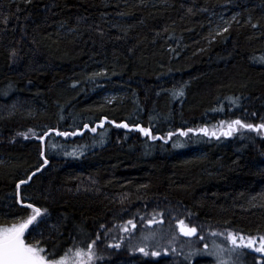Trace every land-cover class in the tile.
Returning a JSON list of instances; mask_svg holds the SVG:
<instances>
[{
	"label": "trees",
	"instance_id": "1",
	"mask_svg": "<svg viewBox=\"0 0 264 264\" xmlns=\"http://www.w3.org/2000/svg\"><path fill=\"white\" fill-rule=\"evenodd\" d=\"M3 17L0 227L31 215L15 185L39 167L21 186L44 213L25 241L56 259L99 234L95 264H190L189 245L231 247L212 233L264 234V133L220 135L264 123V0H0ZM181 220L197 234L179 252L129 249Z\"/></svg>",
	"mask_w": 264,
	"mask_h": 264
},
{
	"label": "snow or ice",
	"instance_id": "2",
	"mask_svg": "<svg viewBox=\"0 0 264 264\" xmlns=\"http://www.w3.org/2000/svg\"><path fill=\"white\" fill-rule=\"evenodd\" d=\"M24 3L31 4L32 0H24ZM50 7H56L55 4H52ZM20 9L17 8V12H19ZM191 12L192 9H189ZM121 15L123 13H120ZM30 15L25 17V20L29 19ZM235 19V18H233ZM0 23L7 25L8 18L3 17L0 18ZM255 27V25H254ZM228 29L225 28L224 31H227ZM17 56V52L15 50H12L11 57L15 58ZM175 94V93H174ZM179 95H183V91L179 92ZM225 122H221V124H224ZM87 127V125H85ZM118 127H124L127 128V124L118 125ZM240 129H246L248 131L256 132V133H264V123L260 124H251V123H245L244 121L240 119H236L231 121L227 124V129L222 131L220 135L223 136H231L233 132H238ZM140 132H142L145 136H151L150 129L145 128H139ZM31 131V130H30ZM92 131H95V128L92 129ZM188 131H192V129H189ZM202 132H204L205 135H211L216 136L217 139H219V136L215 131L209 132L207 129H201ZM57 135L60 136H69V135H76V133H68V132H57ZM181 135H187V132H181ZM20 135H24L27 139L28 136L25 133H20ZM35 135V133H33ZM47 135V133H45ZM169 137L173 135V133L168 134ZM153 139H157V137H152ZM37 139L43 141L44 136H37ZM41 157H43L44 153L41 151L40 153ZM42 163L46 165L48 163L47 159H43ZM41 169L38 167L35 172H33L31 175H29L26 179H21L19 182L15 185V200L16 203L28 208L32 209L31 215H29L26 219L21 220L19 223H12L10 227H0V264H68V252H71L72 249H67L65 254L60 258L56 259L55 252H48L45 255H41V253L45 252V249L40 246V241L38 239H35L33 237L34 242L27 243L25 241V232L28 230L29 225H33L37 221V217H40L44 215L42 213L41 208L34 207L33 204L24 203V198H22L21 195V186L27 185L29 181L32 180V177L36 175L37 172H39ZM46 213V209L44 210ZM7 215V214H6ZM17 219H20L17 217ZM128 225H130L132 228H135V224L129 220ZM180 232L186 236L191 237L195 236L197 234V228L196 227H190L185 225L184 221H180ZM103 227V225L101 226ZM33 231L39 235L42 236V233H39L37 229H33ZM123 231L128 232L129 228L125 227ZM213 236H223L225 237V241L227 244H230L231 247L225 248L223 245H217L215 249L209 253V255H212L215 257L216 264H226L225 262V256H231L232 257V264H240L243 257H245L248 254L253 255L254 264H264V234H257V235H245L244 233H237V232H227L225 233H212ZM31 236V234H30ZM100 235L97 234L96 238L94 240H90L85 246V248H79L77 247L75 250L74 255L78 258V264H91V262L94 259H102V257L98 256L96 252L93 250L94 246L96 245V242L100 240ZM200 240H204L203 236L199 237ZM83 243V241H81ZM109 247H116L119 248V244L115 245H109ZM205 249L208 248V245H204ZM140 252L144 253L145 255H148L149 253L145 251L144 248L139 249ZM152 255H158L159 253L153 252ZM255 254H259L258 256ZM48 256H52V259H48ZM86 258V259H85Z\"/></svg>",
	"mask_w": 264,
	"mask_h": 264
},
{
	"label": "rangeland",
	"instance_id": "3",
	"mask_svg": "<svg viewBox=\"0 0 264 264\" xmlns=\"http://www.w3.org/2000/svg\"><path fill=\"white\" fill-rule=\"evenodd\" d=\"M169 229H172L171 227H168ZM170 234L166 231H153V232H145L142 233L136 237H133L129 242V249H136V252H139L140 248H144L146 252H155L156 249H159V251L163 255H167L168 252H166L168 249H171L172 251L179 252L180 246L177 247V245L185 246V241L188 240L187 238L185 241L181 244V240H178V242H172L173 240L176 241L175 237L180 238L183 234L179 231V233L175 236V233H171L172 230H169ZM114 239V238H113ZM113 243L119 244L121 248L122 244L113 241L110 245ZM114 244V245H115ZM208 248L205 249L203 246L202 249H196L194 245H189L185 251H183V255L180 257L183 260L189 261L190 264H193L194 261H205L206 264H216L215 257L212 255H209L217 245H223L219 241L211 242L210 244H207ZM225 248L228 246L223 245ZM116 248V247H115ZM117 248V249H119ZM41 255H44V253H41ZM86 259V258H85ZM225 262L226 264H232V257L231 256H225ZM95 259L91 262V264H95ZM68 264H78V258L74 255L68 256ZM205 264V263H203ZM242 264V262H240Z\"/></svg>",
	"mask_w": 264,
	"mask_h": 264
}]
</instances>
